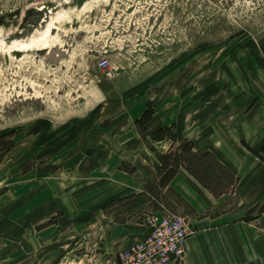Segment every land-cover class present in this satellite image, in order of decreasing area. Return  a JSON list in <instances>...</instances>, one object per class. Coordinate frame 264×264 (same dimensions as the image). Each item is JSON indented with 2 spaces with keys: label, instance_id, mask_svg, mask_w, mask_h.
<instances>
[{
  "label": "rangeland",
  "instance_id": "374dc122",
  "mask_svg": "<svg viewBox=\"0 0 264 264\" xmlns=\"http://www.w3.org/2000/svg\"><path fill=\"white\" fill-rule=\"evenodd\" d=\"M257 97H264V0H0V264H119L102 256L88 218L41 231L63 191L67 207L69 197L82 213L93 207L91 166L113 153L91 150L124 141L118 131L143 110L141 129L154 114L177 117L186 108L196 127L247 112ZM190 149L181 141L159 157L161 174L169 178ZM220 171L227 184H212L226 192L217 211L238 208ZM160 188L150 185L130 216L177 213L191 228L187 205Z\"/></svg>",
  "mask_w": 264,
  "mask_h": 264
},
{
  "label": "crops",
  "instance_id": "0c3cea01",
  "mask_svg": "<svg viewBox=\"0 0 264 264\" xmlns=\"http://www.w3.org/2000/svg\"><path fill=\"white\" fill-rule=\"evenodd\" d=\"M144 111L133 119L131 126L118 131L124 141L114 142L111 138L106 147L96 145L91 150L113 153L106 156L104 166L100 167V162L91 166L95 172L89 182L91 199L95 201L93 207L82 213L70 197L73 207H67L69 193L63 191L53 199L56 200L53 201L55 210L42 219L41 231L45 233L55 227L60 231L61 223L69 224L76 216L74 223L88 218L91 236L94 232L98 236L102 256L111 261L117 258L146 235L144 222L131 217L130 210L137 201L149 196L150 185L160 188L158 177L163 164L159 157L170 155L181 141H187L191 143L189 155H211L223 168L216 171L219 187L225 189L227 184L220 170L226 176L231 175L230 193L239 198V203L238 208L217 211L226 192L206 188L187 170L184 159L178 160L163 193L168 190L176 193L195 220L191 225L192 235L185 245V256L176 264H264V155L258 150L264 148V97L254 98L247 112H229L207 123L200 121L196 127L186 108V112L177 117L157 120L154 114L146 120L147 127L141 129L138 121ZM165 131L173 132V137H164ZM89 157L96 159L93 155ZM77 159L70 160L74 168L78 165ZM124 165L133 172L125 170ZM78 183H72L74 189ZM2 186L0 169V188ZM69 192L78 197L76 192ZM49 200L52 199H45L46 205L51 202ZM45 203L44 212L47 211ZM257 205L260 206L258 213L244 219Z\"/></svg>",
  "mask_w": 264,
  "mask_h": 264
},
{
  "label": "built area",
  "instance_id": "2783aa9c",
  "mask_svg": "<svg viewBox=\"0 0 264 264\" xmlns=\"http://www.w3.org/2000/svg\"><path fill=\"white\" fill-rule=\"evenodd\" d=\"M100 69L108 63L100 61ZM145 237L118 255L119 264H176L182 262L187 239L192 235L189 222L177 213L163 212L144 220Z\"/></svg>",
  "mask_w": 264,
  "mask_h": 264
},
{
  "label": "trees",
  "instance_id": "16d2710c",
  "mask_svg": "<svg viewBox=\"0 0 264 264\" xmlns=\"http://www.w3.org/2000/svg\"><path fill=\"white\" fill-rule=\"evenodd\" d=\"M163 159V157H162ZM161 159V160H162ZM183 162L186 164L187 170L199 181L203 186L206 188L212 190L213 192H216L212 184L217 185V175L216 172L217 168H220L223 170V168L218 164L217 160L211 156V155H204L202 157H197L194 155H189L188 157L183 158ZM126 170V167L124 168ZM129 172H133L132 170H128ZM165 171V165L163 163V170L161 172ZM159 173L161 178L159 179V186L164 187L168 184L169 180L173 176L175 172V168H171L167 175L164 176L163 174ZM227 180L229 183L232 181L231 175H227ZM218 187L220 185H217Z\"/></svg>",
  "mask_w": 264,
  "mask_h": 264
}]
</instances>
